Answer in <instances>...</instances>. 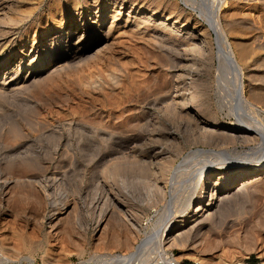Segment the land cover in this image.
Instances as JSON below:
<instances>
[{
    "label": "rangeland",
    "instance_id": "obj_1",
    "mask_svg": "<svg viewBox=\"0 0 264 264\" xmlns=\"http://www.w3.org/2000/svg\"><path fill=\"white\" fill-rule=\"evenodd\" d=\"M235 100L264 129V0H0V264H101L155 232L181 264H264V175L223 191L264 155ZM198 175L234 201L173 231Z\"/></svg>",
    "mask_w": 264,
    "mask_h": 264
},
{
    "label": "bare ground",
    "instance_id": "obj_2",
    "mask_svg": "<svg viewBox=\"0 0 264 264\" xmlns=\"http://www.w3.org/2000/svg\"><path fill=\"white\" fill-rule=\"evenodd\" d=\"M210 1V0H209ZM210 3V2H209ZM213 6V5H212ZM211 7V6H210ZM215 8V7H214ZM207 9V8H206ZM204 10V9H203ZM208 10V9H207ZM206 11V10H205ZM206 14V13H205ZM207 16V15H206ZM210 16V15H209ZM209 16L207 17V19L206 20H208V26H210V29L213 31V33H215V35H216V37H215V42L214 43H216V47H217V50H218V53L221 55V58H222V60L224 61V63H225V65L227 66V68H229V71L232 73V75H234L235 76V79L237 80V83H238V78H239V76H240V68H239V66L236 64V62H235V60H234V58H233V55H232V53H231V51H230V47H229V45L226 43V41H225V39L223 38V36H222V33L219 31V28L217 27V24H216V21H215V19H213V17L211 16L210 18H209ZM96 20V19H95ZM94 20V21H95ZM218 22V21H217ZM93 23V22H92ZM96 24V23H95ZM62 28V27H61ZM68 31V30H67ZM49 33V32H48ZM67 34V33H66ZM181 35V34H180ZM182 35H189V32H187V31H184L183 33H182ZM214 35V36H215ZM66 36V35H65ZM55 37V36H54ZM55 40V39H54ZM214 41V40H213ZM46 54H47V52H45ZM45 57V56H44ZM58 58H56V57H53V58H51L49 61H47V63H49V64H52V63H54V65L58 62ZM61 60V59H60ZM45 64V63H44ZM43 64V65H44ZM230 74V73H229ZM236 90H237V87H236ZM235 90V91H236ZM241 94H239L238 95V91H237V93L235 92L234 93V96L236 97H239ZM237 99V98H236ZM238 100V99H237ZM237 100H235L236 101V105H237V110H239L240 112H242V115H243V118H244V120L246 121V123H247V125H249V128H247V129H250V130H252V134H254V135H257V136H260L262 139H264L263 137H264V129H263V126H262V124L258 121V120H256L255 118H254V116L252 115L253 113H254V108L252 109V107H250V108H248V109H246V110H244L243 108H241V106H239L238 105V101ZM234 102V101H233ZM251 106V105H250ZM253 111V112H252ZM252 113V114H251ZM260 138V139H261ZM261 139V140H262ZM263 143H264V140L262 141ZM262 143V144H263ZM253 150V149H252ZM215 152V151H214ZM213 151H202V150H200V151H196V152H194L192 155H197V156H208V157H212L213 155H216L215 153H214ZM255 152V151H254ZM254 152H250L248 155H246V156H248L249 157V155L250 156H254ZM222 154H226V152L224 153V151H222L221 152V154H219L220 156H222V158H224V161H226V162H231L232 160H233V158H231V156L230 155H228L227 156V154L226 155H222ZM245 154V153H244ZM256 154V153H255ZM239 156V155H238ZM257 156V155H256ZM256 156H254V157H256ZM232 157H234V156H232ZM190 158H191V156H190ZM242 158V157H241ZM187 159V158H186ZM263 159H264V155H262V156H259V157H256V161L255 162H253L252 163V165L253 166H251V168H250V165L251 164H248L247 166H245V165H234V163H232V164H229L230 166H228L226 169H225V171L226 172H224L226 175H232L233 177H232V179L228 182V184H227V186H226V188H225V190H223V191H230V190H232V189H234L235 187H237V186H235V185H237L236 184V182H237V180L236 179H238L239 177H241V176H237V175H239V174H241L242 173V169L243 168H245V167H248V169L250 170V171H252L253 172V174L252 175H264V161H263ZM188 160V159H187ZM186 160V161H187ZM189 160H191V159H189ZM185 161V162H186ZM184 162V163H185ZM249 162V161H248ZM180 165V164H179ZM248 169H247V171H248ZM234 170H238L237 172H234ZM245 171V170H244ZM175 172V171H174ZM247 173V172H246ZM201 175V174H200ZM257 177V176H256ZM217 179V178H216ZM195 180V179H194ZM194 180L192 181H190V186L189 187H187L188 188V190H190V193H195V192H197L198 191V189H200V187L201 188H203L202 190H201V194H200V196L198 197V199H197V203H196V205L194 206V208L192 209V212L190 213V214H192V216H191V221H189V222H187V223H184V221L183 220H180V221H178V222H176V226L175 227H173V231L175 230V229H179V228H184V227H186V225L187 224H192V226L189 228V229H195V227H198V225H200L204 220L203 219H200V217H201V213L204 211H206L207 210V212H211V211H215L213 214H208V219H207V222H208V220H210V222H217L218 220V222H220L221 221V219H223V218H225V217H223L222 215L223 214H221V211H219L220 210V205L219 204H222L223 202H224V200L223 199H229V200H233L234 198H231L229 195H225V194H220V195H217L218 193V191H217V189H218V186H216V185H213V187L211 188L210 187V183L212 182L211 180H212V178L210 177V176H201V177H199V175H198V179H197V181L195 180V182H194ZM251 178L250 179H245L243 182H241L240 184H238L239 186H245L246 187V185H248L249 186V184L251 185V184H253V183H251ZM257 180V179H256ZM201 181V182H200ZM214 181V180H213ZM217 181H219V179H217ZM224 181V180H223ZM253 182H254V180H253ZM214 184H216L215 182H214ZM189 185V184H188ZM187 190V191H188ZM221 191V190H220ZM231 193V192H230ZM229 193V194H230ZM187 194V193H186ZM189 194V193H188ZM185 201H186V199H185ZM223 201V202H222ZM234 201V200H233ZM222 202V203H221ZM171 201L169 202V204H168V207H167V213H166V225L169 223V220L170 219H172L173 218V216H174V213H175V210H173L172 208H171ZM219 207V208H218ZM185 208V207H184ZM218 208V209H217ZM217 209V210H216ZM184 212V211H183ZM181 213V212H180ZM182 217L180 216V217H178V219H181ZM174 219V218H173ZM217 220V221H216ZM228 221V220H227ZM215 222H214V224H215ZM218 222H217V224H218ZM224 222V223H223ZM223 226H224V224L226 223V221H225V219L223 220ZM165 223L164 224H158L157 226V228H161V227H163L164 225H165ZM221 223V224H222ZM207 225V224H206ZM216 225V224H215ZM229 225V223L227 224L226 223V226H228ZM169 226L170 225H168V227L167 228H169ZM166 228V229H167ZM199 228V227H198ZM193 229V230H194ZM205 229V228H204ZM157 230H159V229H157ZM196 230V229H195ZM198 230V229H197ZM201 231V230H200ZM203 231V230H202ZM154 232H155V230H154ZM159 232V231H158ZM196 232V231H195ZM198 232V231H197ZM182 233V232H181ZM198 234V233H197ZM152 235V236H151ZM150 235V237H148L147 239H145V240H143L141 243H140V245H138L137 246V248H136V250L134 251V252H132L131 254H129V255H127V256H117V257H113V256H106V257H104V258H99V259H101L99 262L101 263V264H142L144 261H145V257L147 256H149L150 255V253L151 252H154V256H156V257H158V259L159 260H161V261H164V259L166 258V255H167V253H166V251H164V250H162L161 249V247H160V243H159V240H160V238H159V236H158V234L155 232L154 234H151ZM176 235V234H175ZM178 235H180V233L178 234ZM198 237V236H197ZM196 238V237H195ZM197 239V238H196ZM146 257V258H147ZM149 258V257H148ZM150 259V258H149ZM148 259V260H149ZM155 260V259H154ZM153 260V261H154ZM157 259L154 261V263L153 264H156L157 262ZM144 263H146V262H144ZM148 263V262H147ZM146 263V264H147ZM237 264H242V263H237Z\"/></svg>",
    "mask_w": 264,
    "mask_h": 264
},
{
    "label": "built area",
    "instance_id": "obj_3",
    "mask_svg": "<svg viewBox=\"0 0 264 264\" xmlns=\"http://www.w3.org/2000/svg\"><path fill=\"white\" fill-rule=\"evenodd\" d=\"M156 259H157V261H156L157 263L156 264H181L180 261L176 260V257H175V255L172 252H170V253H168L166 255V258L164 259V261L159 260L158 257H156L155 260ZM154 261L151 264H153ZM192 264H198V263L194 262ZM242 264H248V263L242 262Z\"/></svg>",
    "mask_w": 264,
    "mask_h": 264
},
{
    "label": "crops",
    "instance_id": "obj_4",
    "mask_svg": "<svg viewBox=\"0 0 264 264\" xmlns=\"http://www.w3.org/2000/svg\"><path fill=\"white\" fill-rule=\"evenodd\" d=\"M248 264H250V263H248Z\"/></svg>",
    "mask_w": 264,
    "mask_h": 264
}]
</instances>
